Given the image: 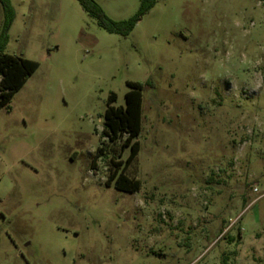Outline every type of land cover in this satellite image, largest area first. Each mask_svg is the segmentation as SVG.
Masks as SVG:
<instances>
[{"label":"rangeland","instance_id":"1","mask_svg":"<svg viewBox=\"0 0 264 264\" xmlns=\"http://www.w3.org/2000/svg\"><path fill=\"white\" fill-rule=\"evenodd\" d=\"M12 4L6 52L39 68L0 109V264H264V1L156 0L127 36L78 0ZM128 81L136 192L107 184L129 148L103 135Z\"/></svg>","mask_w":264,"mask_h":264},{"label":"trees","instance_id":"2","mask_svg":"<svg viewBox=\"0 0 264 264\" xmlns=\"http://www.w3.org/2000/svg\"><path fill=\"white\" fill-rule=\"evenodd\" d=\"M84 11L99 20L101 26L110 33L124 36L129 35L135 28L141 17L152 9L156 0H141V6L137 14L127 20H113L96 0H78ZM264 1V0H260ZM4 13V26L0 31V109L9 106L15 94L25 85L28 79L39 68V62L22 56L6 52L9 43V30L15 20L16 12L12 0H0ZM130 90L126 93V105L116 106L117 94L112 92L108 98V107L105 112L104 137L114 142L124 138L123 147L129 148V154L124 163H118L115 171L110 174L107 184L115 180L117 189L127 192L140 190L141 181L129 177L126 171L136 160L141 150L138 137L142 131V103L143 84L128 81ZM104 146L98 148L93 164L103 154Z\"/></svg>","mask_w":264,"mask_h":264},{"label":"built area","instance_id":"3","mask_svg":"<svg viewBox=\"0 0 264 264\" xmlns=\"http://www.w3.org/2000/svg\"><path fill=\"white\" fill-rule=\"evenodd\" d=\"M257 190V189H256Z\"/></svg>","mask_w":264,"mask_h":264}]
</instances>
